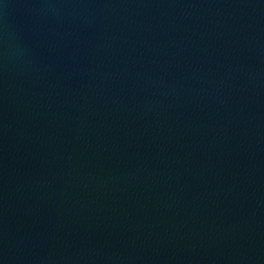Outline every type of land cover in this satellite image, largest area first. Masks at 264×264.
I'll use <instances>...</instances> for the list:
<instances>
[{
    "label": "water",
    "instance_id": "obj_1",
    "mask_svg": "<svg viewBox=\"0 0 264 264\" xmlns=\"http://www.w3.org/2000/svg\"><path fill=\"white\" fill-rule=\"evenodd\" d=\"M0 264H264V0H0Z\"/></svg>",
    "mask_w": 264,
    "mask_h": 264
}]
</instances>
